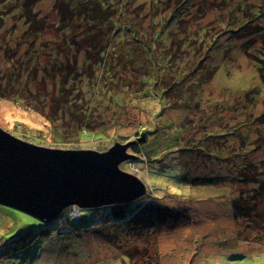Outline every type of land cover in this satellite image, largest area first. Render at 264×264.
<instances>
[{"label":"rangeland","instance_id":"rangeland-1","mask_svg":"<svg viewBox=\"0 0 264 264\" xmlns=\"http://www.w3.org/2000/svg\"><path fill=\"white\" fill-rule=\"evenodd\" d=\"M53 1L42 0L38 7L32 6L34 14L27 16L31 8L25 0H0V127L42 146L104 151L115 142L132 140L134 145L140 144L136 137L144 124L148 127L144 137L155 141L158 137L155 133L184 121L185 111L177 109L182 103L185 105L184 99L175 108L168 100L162 104L164 110L160 117L152 116L160 107L157 101L142 97L144 89L137 82L139 74L148 72L152 64H147L143 51L126 45L125 30L114 39L108 38L110 34H105L103 26L102 33L87 35V24L74 20L76 31L83 33L80 37L87 35L86 42L101 43L99 48L95 44L97 51L95 48L83 50L74 41L65 43L67 36L56 23L61 20V28L68 24L69 13L58 16ZM239 1L247 2L248 6L242 3L237 7ZM180 2L160 0L153 5L150 0H125L120 12L127 18L122 14L119 18L134 30L138 27L149 30L148 34L161 29L162 40L155 51H165L170 44L167 52L173 55L171 59L179 61L176 65L179 70H189L197 63L207 66L206 73L214 70L210 83L203 89L201 107H205V113H212L216 105H222L219 114L230 119L241 106L237 100L241 95L248 104L246 114L263 115L264 4L259 6L257 0H190L189 4L193 3L194 7L187 12L181 6L172 18ZM252 4L253 7L249 6ZM158 6L165 12L159 13ZM155 10L160 15L151 20ZM95 27L93 21L92 28ZM200 30H204L201 35ZM191 36L197 41L189 47L187 42ZM205 39L212 44L198 50ZM56 40L65 44L60 45L62 42L58 44ZM112 46L116 47L117 54L124 51L125 55L118 56L121 59L111 57ZM106 49L112 52L103 55ZM56 56L59 65H55ZM125 58L130 61H124ZM126 63L133 73L121 68ZM33 70L36 79L28 81L27 72ZM99 70H102L101 78L96 76ZM95 86L96 94L93 93ZM108 88L120 94L121 105L116 107L115 114L114 111L105 114L111 109L104 99L99 102L107 96ZM63 91L68 93L71 103L68 111L60 113V108L53 107V101ZM72 100L76 101L77 108ZM88 101H91V113H79V104L85 106ZM77 113L84 116L80 123L76 121ZM81 124L86 126L84 130H78ZM89 131L92 137H81ZM256 133H248L245 151L246 158L258 157V161L264 158V142L261 143L264 133ZM132 149L127 152L135 159L125 161L120 168L142 180L145 192L127 203L74 209L49 221L48 225L0 204V264H264V243L255 241V235L264 236V230L236 220L231 214L229 195L214 187H182L167 175L151 174L156 167H150ZM260 210L264 213V198ZM62 217L63 221L71 220L83 228L59 234L70 229L59 220ZM44 226L52 229L51 236L44 237L42 231L17 253L5 252L4 245L11 236L24 232L25 228L39 232Z\"/></svg>","mask_w":264,"mask_h":264},{"label":"trees","instance_id":"trees-1","mask_svg":"<svg viewBox=\"0 0 264 264\" xmlns=\"http://www.w3.org/2000/svg\"><path fill=\"white\" fill-rule=\"evenodd\" d=\"M150 1L153 5L160 2V0ZM25 2L30 3L31 10L27 12V16H30L34 14L32 6L35 8L38 7L42 0H25ZM124 2L125 0H54L53 6L56 7L58 16H60L62 12L63 14L65 12L69 13L66 17L67 20H69L68 24H65V26L61 28L59 24L61 20H57L56 25H58V29L63 31L67 36L65 43L74 41V43L82 47L83 50H94V48L96 50V47L99 48L101 42L97 44L96 42L91 43L86 41L88 33H102V26L105 29V34H110L108 35L109 39H114L119 35L118 33L121 30H125V32H127L126 39L128 41L126 45L135 46V48L143 51L147 64L148 62L152 64L148 72L146 71L145 73L139 74L140 76L137 79V82H139L140 86L144 89V95L142 97L157 101V105L160 107L152 116L160 117L161 112L164 110L162 104L168 102V100L172 108L180 105L183 99L185 104L183 105L182 103V106L177 108L185 111L184 121L178 126L176 125L168 128L167 131L161 130L157 132L158 134L155 133L154 135L158 136L155 141H149L144 137L143 133L148 131V127L146 124L142 125L141 128L138 129V137H136L139 143H141L134 145L132 150L143 156L150 167L151 165L156 167L157 170L151 174L167 175L170 180L180 184L182 187L207 186L221 190L225 193L223 195L230 196V210L232 216L236 220L241 223L246 222L244 225H249L250 227L255 226L258 229L264 230V213L260 210V203L263 202L264 198V179L262 178V175H264V158H260L258 161V157L248 159L249 157L246 158L248 152L245 151L248 144V133L251 131H256L258 132L256 134L260 135L264 133V114L255 117H253L254 114H246L248 104L243 101L241 95L237 99L241 103V106L235 109L230 119L223 117L222 113L219 114V112H222V105H216L212 113H205L203 111L205 107H201L203 89L210 83V79L215 73L213 72L214 70L206 73L207 71L205 68H207V66H201L200 63H197L189 70H179L176 66L179 61H176V58L175 60L171 59L173 55L167 52L169 47H171L170 44L165 48V51L160 49L159 51H155L158 42L162 40L161 29L157 30L158 32H151V34H148L147 32H149V30H145V28L138 27L134 30L133 27L127 25L125 21L121 22V18H119L121 14L124 19L127 18L123 11L120 12L121 5ZM189 2L190 0H181L178 5L179 7L174 10L172 18L176 17L177 10H179L181 6H184L187 12L188 9L194 7V4H189ZM257 2H260L259 6L261 7L262 4H264V0H257ZM183 3H187V5H182ZM242 3L247 4V2L239 1L237 7L241 6ZM249 6L253 7L254 5L252 4ZM158 8L160 10L159 13L161 11L163 13L165 12L163 8L159 6ZM73 11L74 14H72ZM157 11L158 10L154 11V16L150 17L151 20L155 19V16L160 15L159 13L156 15ZM36 13L37 16H39L40 13ZM260 13L263 12L261 11ZM72 15L74 16L71 17ZM168 19L171 20V16H168ZM74 20H76V22H82V24H87L88 30L86 36L83 35L80 37L83 33L76 31L74 28ZM93 21L96 23L94 29L92 28ZM180 22L183 23V20ZM35 25L37 26V24ZM33 30L34 28H31L30 31L33 32ZM199 32V35H201L204 33V30H200ZM144 33H146V37L145 35L142 37ZM76 41H83L87 45L83 46L79 44L80 42L77 43ZM195 41H197V38L191 36L187 44L191 47ZM60 42L62 41L56 40V43L59 44ZM65 43L62 42L60 45ZM200 43L198 50L202 47H208V43L209 45L212 44L208 39ZM95 44L97 45L96 47ZM115 48L116 47L112 46V51L115 52ZM112 51L109 50L108 52V49H106L102 54L107 55ZM114 52L111 53V57L121 56L122 58L125 55L124 51L118 54ZM64 53L66 52L64 51ZM182 53L183 55L185 54L183 51ZM176 54L181 55V53ZM54 58L55 65H59L60 62L57 61L59 58L57 56ZM121 58L118 57V59ZM123 60L130 61V58H125ZM125 65L126 67L121 66V68L133 73L129 64L126 63ZM90 68L91 65H89V69ZM34 71L35 70H33V72H27L28 81L36 79V73ZM98 72L96 76L101 78L100 74L102 70ZM163 77H165V82ZM255 87L254 88L257 89L258 86ZM63 89L64 87L61 88V90ZM255 89L254 93H256ZM95 91H98L96 86L93 93ZM94 94H96V92ZM119 96L118 90L108 88L107 96L99 100V102H102L104 99L103 101L108 108L111 109V112L107 111L105 114H112L113 111L114 114L116 113V107L121 105ZM53 102L55 103L53 106L55 110L60 108L59 112L65 113L68 111V104L71 103V99L68 93L64 92L55 98ZM88 102L89 104L85 106L79 104V113H83L84 115L91 113V101ZM72 103H76V101L72 100ZM176 103L179 104L175 105ZM76 106L77 103L75 104V107ZM79 113L76 114L77 123H80L84 118V116L82 117ZM150 120L153 121L152 118ZM218 120H220V122L215 124ZM85 128L86 126L84 124L78 126V130H84ZM76 134L79 133L77 132ZM83 134L85 135L81 134V137H92V132L90 131ZM96 135L100 137L99 134ZM249 141L255 144L257 143L255 139ZM263 142L264 140L261 141V143ZM258 144L259 143H257V145ZM255 150L256 149H252L251 152H255ZM212 164H214V167H211ZM243 179L245 181H243ZM121 208L123 207L121 206ZM63 218L64 217L59 220L66 226H70V229L69 231H60L58 232L59 234H68L74 231H80L79 228H83L80 225L72 224L71 220L70 222L69 220L63 221ZM31 231L33 230L25 228L24 232L11 236L7 242L8 244L5 243L4 245L5 252L7 254L12 252L17 253L18 250L30 245L33 239L42 231L45 232L43 234L44 237L52 235V229H49L48 226L41 227L39 232L33 231L35 233H31ZM32 234H34L33 237ZM255 241L264 243V236L256 234Z\"/></svg>","mask_w":264,"mask_h":264},{"label":"water","instance_id":"water-1","mask_svg":"<svg viewBox=\"0 0 264 264\" xmlns=\"http://www.w3.org/2000/svg\"><path fill=\"white\" fill-rule=\"evenodd\" d=\"M135 144L104 151L38 145L0 127V204L44 221L82 210L123 204L145 192L142 180L120 167Z\"/></svg>","mask_w":264,"mask_h":264}]
</instances>
